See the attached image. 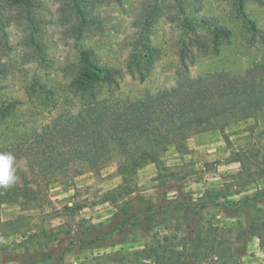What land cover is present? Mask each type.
<instances>
[{"label":"rangeland","instance_id":"obj_1","mask_svg":"<svg viewBox=\"0 0 264 264\" xmlns=\"http://www.w3.org/2000/svg\"><path fill=\"white\" fill-rule=\"evenodd\" d=\"M38 1L41 58L27 47L25 29L14 21V11L4 14L10 21L7 43L0 46V61L7 68L0 73V112L15 104L0 118V148L23 133L40 130L59 114L79 111L81 102L65 68L78 59L81 48H91L103 64L123 69L120 88L101 94L116 101L172 89L181 41L188 33L209 36L212 29L204 21L228 26L232 37L217 54L195 50L189 56L194 80L210 73L245 74L255 64L264 65V41L250 39L247 28L252 20L264 33V5L254 2L246 5V18L234 17L223 0H183L179 8L161 2V16L145 27L148 44L155 49V66L145 81H138L126 70L141 29L134 22L155 0H91L101 26L78 40L63 16L67 0ZM262 77L258 80L264 85ZM45 89L53 93L51 103L44 102ZM186 143L180 151L172 145L159 163L139 169L132 182L117 175L113 157L99 173L78 175L74 188L54 184L42 206L22 210L15 204L0 205V264H22L28 255L40 253L36 259H41L43 252L54 254L65 247L64 264H153L141 251L154 235L181 248L194 226L211 247L192 257V264H264V245L246 231L248 221L264 219V115L194 133ZM17 165L24 167L25 161L15 159ZM126 183L133 192L103 201Z\"/></svg>","mask_w":264,"mask_h":264},{"label":"trees","instance_id":"obj_2","mask_svg":"<svg viewBox=\"0 0 264 264\" xmlns=\"http://www.w3.org/2000/svg\"><path fill=\"white\" fill-rule=\"evenodd\" d=\"M166 1H171L174 8H179L183 2L155 0L134 22L141 29L130 47L126 70L138 81L149 77L156 60L145 27L161 16V2ZM223 1L237 18H246L245 8L249 2L264 5V0ZM63 6L64 19L77 40L92 27L101 26V20L93 14L91 0H67ZM39 9L38 0H0V46L7 43L6 27L10 21L4 14L14 11V21L25 29L27 47L41 58L44 42ZM204 22L212 29L209 36L188 33L181 41L174 87L149 98L116 101L111 96H101L105 89L117 91L120 88L123 69L103 64L91 48H81L78 59L65 68L71 90L81 102L79 111L59 114L40 130L23 133L9 146L0 148V153H11L16 160L25 161L24 167L14 166L18 177L15 185L0 188V205L15 204L22 210L42 206L50 200L54 184L74 188L78 175L86 171L99 173L104 163L113 157L117 158V175L124 182H132L139 169L159 163L172 145L178 151L186 147L187 139L194 133L223 129L230 123L264 115V85L258 80L264 75V65L255 64L245 74L210 73L198 80L191 77L189 56L195 50L217 54L232 37L228 26L216 20ZM248 22L250 39L264 41L262 30L252 20ZM6 70V65L0 61V73ZM52 94L51 89H45L44 102L48 99L51 103ZM14 104L5 107L0 118L8 116ZM133 191L132 185L126 183L109 191L103 201L114 202ZM246 231L264 245V219L248 221ZM184 240L178 248L154 235L141 253L153 264H192V257H199L204 247H211L208 243L211 241L207 242L195 226L191 237ZM68 250L65 247L60 252L54 250V254L43 252L41 259H36L40 253H34L22 259V264L56 260L64 264Z\"/></svg>","mask_w":264,"mask_h":264},{"label":"clouds","instance_id":"obj_3","mask_svg":"<svg viewBox=\"0 0 264 264\" xmlns=\"http://www.w3.org/2000/svg\"><path fill=\"white\" fill-rule=\"evenodd\" d=\"M15 157L11 153H0V188L8 189L18 180L14 167Z\"/></svg>","mask_w":264,"mask_h":264}]
</instances>
